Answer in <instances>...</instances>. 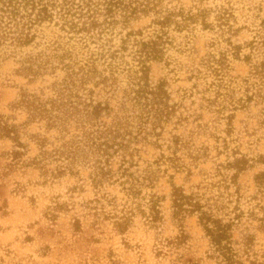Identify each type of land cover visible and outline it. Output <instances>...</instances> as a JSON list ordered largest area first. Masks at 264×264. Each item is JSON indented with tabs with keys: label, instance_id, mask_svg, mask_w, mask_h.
Listing matches in <instances>:
<instances>
[{
	"label": "rangeland",
	"instance_id": "374dc122",
	"mask_svg": "<svg viewBox=\"0 0 264 264\" xmlns=\"http://www.w3.org/2000/svg\"><path fill=\"white\" fill-rule=\"evenodd\" d=\"M173 5L210 9L207 22L213 27L198 23L192 31H170L173 46L163 60L150 62L151 82L164 81L170 103L177 107L158 128L159 135H144L132 144L139 150L132 170L151 173L153 187L144 188L137 201L146 209L149 194L157 195L162 219L151 223L136 211L124 233L115 216L122 211L125 192L112 182L96 188L91 161L80 159L68 166L73 172L58 177L34 164L43 150L53 154L78 128L70 121L66 132L29 117L25 94L52 97L64 72L58 65L31 75L25 66L58 46L79 58L86 49L53 21L35 26L29 44L8 39L0 46V264H220L211 257L198 216H173V184L202 195L203 202L210 199L216 215L233 222V246L241 260L264 264V183L257 182L264 172V82L251 74L252 63L264 59V49L251 54L246 45L264 38V0H173ZM224 9L227 20L221 25L218 15ZM151 19L139 14L118 23L111 36L114 46L128 33L135 34L130 45L134 38L149 39L155 29ZM230 43L242 46L240 56L232 55ZM221 52L228 54L229 67L223 95L217 97V87L210 84L216 77L206 60ZM248 54L252 63L244 57ZM117 78L108 87H95L94 99L113 109L110 117L103 114L107 122L120 111L128 84L125 71ZM230 113L231 125L226 119ZM70 162L49 158L46 167L55 170ZM119 164V156L112 159L114 169ZM113 197L115 203L106 200Z\"/></svg>",
	"mask_w": 264,
	"mask_h": 264
},
{
	"label": "trees",
	"instance_id": "16d2710c",
	"mask_svg": "<svg viewBox=\"0 0 264 264\" xmlns=\"http://www.w3.org/2000/svg\"><path fill=\"white\" fill-rule=\"evenodd\" d=\"M209 11L196 5L178 7L173 5V0H0V46L8 39L16 45L29 44L35 37L32 32L35 26L53 21L69 34V39H79L83 49H86L85 56L79 58L73 50H61L58 46L54 48V53L44 58H40L42 54H39L41 60H34L25 66L26 72L31 75H40L49 66L55 70L58 65L64 72L63 77L54 83L52 97L43 100L37 95L25 94L23 103L29 117L47 120L49 127L60 126L66 132L70 121H74L78 128L77 133L65 139L53 154L43 150L41 158L35 160L37 163L34 164L41 165L40 168L52 177H58L67 170L73 172L69 165L80 159L88 160L92 162L90 177L96 188L105 183H119L127 197L121 213L115 216V224L121 233L127 231L136 211L151 223L162 219L157 195L149 194L145 200L147 210L137 201L143 198L144 188L153 187L151 173L141 175L132 170L137 167L134 157L139 151L132 144L139 142L144 135H159L158 128H162L177 107V104L170 103V93L164 81L156 85L151 82L150 62L163 60L169 47L173 46L170 31H192L194 24L198 23L205 29L213 27L207 22ZM225 13H228L226 9L218 15L221 25L224 24L223 20H227ZM139 14L152 16L151 25L155 29L151 37L134 38L130 45L129 38L135 34L128 33L121 38L120 45L114 46L111 36L116 25L127 23ZM230 45L232 55L240 56L242 46ZM246 45L252 54L261 47L264 49V38L251 40ZM128 56L132 62L127 60ZM244 57L252 63L249 54ZM228 61V54L223 52L219 56L211 54L206 60L207 68L216 77L210 84L217 87V97L223 95V77L225 69L229 67ZM100 64L104 65L103 70L99 69ZM123 71L126 72L128 84L123 89L121 108L107 122L103 120V114L110 117L113 109L108 103L94 99L95 87H108L110 80L117 82V74ZM251 74L259 76L264 82V59L252 63ZM250 98L248 96L245 101ZM226 119L231 125L233 114H228ZM116 156L120 157V164L114 169L112 159ZM49 158H63L72 162L48 170L46 161ZM257 182L264 183V172L257 176ZM113 198L106 200L115 203L116 198ZM209 200L203 202L202 195L188 194L184 188L173 184V216L181 219L187 214H196L209 238L211 257L219 260L220 264H245L233 246V222L218 217L213 210L214 203Z\"/></svg>",
	"mask_w": 264,
	"mask_h": 264
}]
</instances>
